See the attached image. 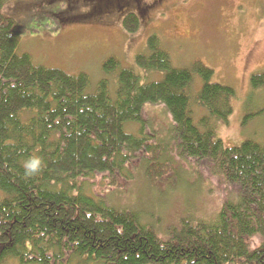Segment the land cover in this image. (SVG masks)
<instances>
[{"label": "trees", "instance_id": "obj_1", "mask_svg": "<svg viewBox=\"0 0 264 264\" xmlns=\"http://www.w3.org/2000/svg\"><path fill=\"white\" fill-rule=\"evenodd\" d=\"M132 1L98 0L94 12ZM5 3L0 0V264L9 258L20 264H264V143L228 147L216 133L217 123L234 112L236 90L213 82V69L199 60L175 66L153 34L149 53L135 58L137 71L109 56L96 90L88 91L87 72L39 65L18 51L20 32L3 13ZM122 19L130 33L141 23L137 12ZM156 73L161 78L152 79ZM197 77L202 86L195 93ZM251 78L254 88L264 86V72ZM192 100L207 112L198 122ZM151 104L171 115L169 127L149 123ZM175 152L225 187L214 216L188 214L163 237L140 212L88 191L100 174L113 183L127 174L163 179L175 169ZM32 156L42 166L26 175L23 162Z\"/></svg>", "mask_w": 264, "mask_h": 264}, {"label": "rangeland", "instance_id": "obj_2", "mask_svg": "<svg viewBox=\"0 0 264 264\" xmlns=\"http://www.w3.org/2000/svg\"><path fill=\"white\" fill-rule=\"evenodd\" d=\"M119 1V0H118ZM3 13L14 18L20 32V52L32 55L36 64L58 67L69 73L87 72L88 91H95L103 76V62L118 58L124 67L138 70L135 58L149 53L148 37L155 34L177 67L199 60L213 69V82L236 90L233 113L227 123L218 122V136L226 146H239L245 140L264 143V86H252V74L264 72V0H136L123 9L97 10L91 3L71 0H5ZM93 14H89V12ZM137 12L141 23L137 31L124 29L122 18ZM89 14L84 20L72 17ZM152 79L161 74H152ZM193 92L202 86L195 79ZM114 84V86H113ZM110 91H115L113 81ZM114 87V90H113ZM194 120L206 109L191 101ZM145 115L161 131L171 124V115L160 105H148ZM137 132L138 126H129ZM163 133V132H162ZM174 170L163 179L155 176L130 180L118 175L113 183L104 174L91 177L88 191L108 194L109 202L136 210L156 233L166 236L167 227L178 225L188 214L210 218L219 210V182L207 175L203 166L184 160L177 152ZM136 167H140L139 159ZM198 174L203 178H199ZM204 179V180H202ZM215 188V190H214ZM5 264H20L14 258Z\"/></svg>", "mask_w": 264, "mask_h": 264}, {"label": "clouds", "instance_id": "obj_3", "mask_svg": "<svg viewBox=\"0 0 264 264\" xmlns=\"http://www.w3.org/2000/svg\"><path fill=\"white\" fill-rule=\"evenodd\" d=\"M42 166V161L39 157L32 156L26 159L23 162V167L25 169L26 175H33L36 174Z\"/></svg>", "mask_w": 264, "mask_h": 264}, {"label": "flooded vegetation", "instance_id": "obj_4", "mask_svg": "<svg viewBox=\"0 0 264 264\" xmlns=\"http://www.w3.org/2000/svg\"><path fill=\"white\" fill-rule=\"evenodd\" d=\"M93 12H94V10H93Z\"/></svg>", "mask_w": 264, "mask_h": 264}]
</instances>
